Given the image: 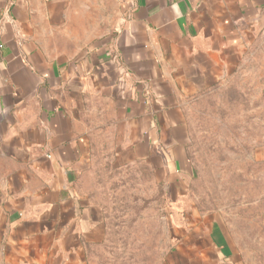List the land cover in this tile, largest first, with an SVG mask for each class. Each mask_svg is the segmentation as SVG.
Wrapping results in <instances>:
<instances>
[{
    "label": "crops",
    "instance_id": "1",
    "mask_svg": "<svg viewBox=\"0 0 264 264\" xmlns=\"http://www.w3.org/2000/svg\"><path fill=\"white\" fill-rule=\"evenodd\" d=\"M257 55L264 0H0V264H101L94 136L184 188L185 103ZM184 227L160 264H240L223 223Z\"/></svg>",
    "mask_w": 264,
    "mask_h": 264
},
{
    "label": "rangeland",
    "instance_id": "2",
    "mask_svg": "<svg viewBox=\"0 0 264 264\" xmlns=\"http://www.w3.org/2000/svg\"><path fill=\"white\" fill-rule=\"evenodd\" d=\"M106 106L95 103L93 113L100 117ZM184 115L192 164L184 188L159 182L146 165L120 164L113 136H94L86 184L110 226L94 250L99 263L160 264L184 225L216 219L240 264H264V56L187 101Z\"/></svg>",
    "mask_w": 264,
    "mask_h": 264
}]
</instances>
